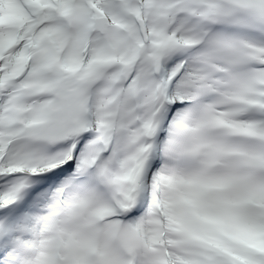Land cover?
Returning a JSON list of instances; mask_svg holds the SVG:
<instances>
[{
	"label": "snow or ice",
	"instance_id": "1",
	"mask_svg": "<svg viewBox=\"0 0 264 264\" xmlns=\"http://www.w3.org/2000/svg\"><path fill=\"white\" fill-rule=\"evenodd\" d=\"M0 264H264V0H0Z\"/></svg>",
	"mask_w": 264,
	"mask_h": 264
}]
</instances>
